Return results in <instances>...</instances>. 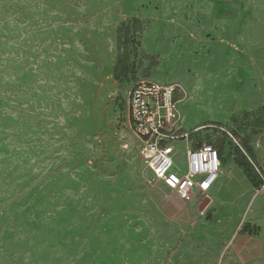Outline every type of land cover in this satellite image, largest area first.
Wrapping results in <instances>:
<instances>
[{
  "label": "rangeland",
  "instance_id": "374dc122",
  "mask_svg": "<svg viewBox=\"0 0 264 264\" xmlns=\"http://www.w3.org/2000/svg\"><path fill=\"white\" fill-rule=\"evenodd\" d=\"M254 4L0 0V264H244L238 255L264 253V218L178 196L127 120L136 83L177 85L178 124L192 131L177 141L180 166L188 145L213 142L262 189L264 42L223 43L228 29L246 33Z\"/></svg>",
  "mask_w": 264,
  "mask_h": 264
},
{
  "label": "built area",
  "instance_id": "2783aa9c",
  "mask_svg": "<svg viewBox=\"0 0 264 264\" xmlns=\"http://www.w3.org/2000/svg\"><path fill=\"white\" fill-rule=\"evenodd\" d=\"M176 91L175 84L136 83L127 100L128 124L138 140L139 154L157 179L183 197H208L222 173L221 150L213 142L188 145L184 154L186 167L180 166L177 141L188 142L192 131L181 133ZM215 128L233 138L223 127ZM253 165L264 181V173Z\"/></svg>",
  "mask_w": 264,
  "mask_h": 264
},
{
  "label": "crops",
  "instance_id": "0c3cea01",
  "mask_svg": "<svg viewBox=\"0 0 264 264\" xmlns=\"http://www.w3.org/2000/svg\"><path fill=\"white\" fill-rule=\"evenodd\" d=\"M261 1L264 0H255V4L253 8H251L252 16H248V21L250 24L248 26L249 28L247 27L248 29H246V33H235L231 36L229 35L230 29H228L223 40L224 45L235 47L236 49L241 50L250 47L252 44H256L258 42L261 44L264 42V21L258 17L257 13V9L260 7L259 4ZM235 14L236 19L234 20H242L243 16H245L243 11L236 12ZM229 28H231V25H229ZM260 52L262 54L259 55V61L257 63L260 64L258 76L262 86L260 87L258 103L264 106V63L260 62L262 61L261 58H263L264 61V49L260 50L259 53ZM243 57H245V55H242V58ZM242 58L239 57L238 60L241 61ZM246 58L250 57L247 56ZM230 74L232 75V73ZM230 74L228 73L226 76H229ZM235 75H237L238 82L241 84L250 82V79L244 77V71H242V69L239 67H237V72ZM242 89L239 91H242ZM257 141L259 145L254 155L257 159L259 167L264 173V131L258 136ZM225 159L226 158L223 156L222 173L220 174L218 181L214 184L209 192L208 197L210 198V202L207 207L211 204L212 200L213 202L220 201L225 204H231L239 207L244 215L245 212L246 215L248 213L246 216L248 219L253 218L255 222L258 221L256 218L263 219L264 215H262L261 211H264V186L262 189L257 190V193L254 194L252 191L253 185L245 172L240 168V166L231 160V165L229 168V166H227V162H225ZM177 195L183 197L178 193ZM258 213H261L260 216L255 217V214L257 215ZM237 259L242 260L244 264H264V253L259 252L258 254H253L244 252L243 254L238 255Z\"/></svg>",
  "mask_w": 264,
  "mask_h": 264
},
{
  "label": "water",
  "instance_id": "95a60500",
  "mask_svg": "<svg viewBox=\"0 0 264 264\" xmlns=\"http://www.w3.org/2000/svg\"><path fill=\"white\" fill-rule=\"evenodd\" d=\"M209 202H210V198L209 197H204L202 199V201L200 202V209L204 210L207 207V205L209 204Z\"/></svg>",
  "mask_w": 264,
  "mask_h": 264
},
{
  "label": "trees",
  "instance_id": "16d2710c",
  "mask_svg": "<svg viewBox=\"0 0 264 264\" xmlns=\"http://www.w3.org/2000/svg\"><path fill=\"white\" fill-rule=\"evenodd\" d=\"M220 148V147H219ZM221 150V149H220ZM221 155H222V151H221ZM222 159H223V157H222ZM257 172V171H256ZM257 175H258V177L260 178V180H261V186L264 184V181H263V179L260 177V175L257 173Z\"/></svg>",
  "mask_w": 264,
  "mask_h": 264
},
{
  "label": "bare ground",
  "instance_id": "6f19581e",
  "mask_svg": "<svg viewBox=\"0 0 264 264\" xmlns=\"http://www.w3.org/2000/svg\"><path fill=\"white\" fill-rule=\"evenodd\" d=\"M213 82H214V83H218L219 81H218V82H217V81H213ZM219 83H220V82H219ZM223 90H224V89H222V91H223Z\"/></svg>",
  "mask_w": 264,
  "mask_h": 264
}]
</instances>
